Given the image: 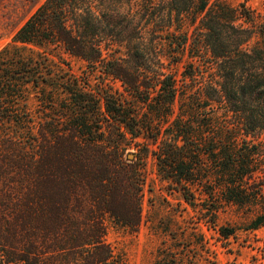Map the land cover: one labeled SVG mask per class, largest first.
Masks as SVG:
<instances>
[{
    "label": "trees",
    "instance_id": "obj_1",
    "mask_svg": "<svg viewBox=\"0 0 264 264\" xmlns=\"http://www.w3.org/2000/svg\"><path fill=\"white\" fill-rule=\"evenodd\" d=\"M211 1L53 0L43 19L67 53L132 90L158 91L166 117L177 109L154 152L159 176L199 200L207 223L230 208L253 213L255 231L264 226V14ZM186 51L178 79L172 67ZM6 80L0 73V264H127L107 237L111 227L138 231L143 173L77 125L42 121L34 133L21 84L30 77ZM159 264L180 260L166 251Z\"/></svg>",
    "mask_w": 264,
    "mask_h": 264
},
{
    "label": "rangeland",
    "instance_id": "obj_2",
    "mask_svg": "<svg viewBox=\"0 0 264 264\" xmlns=\"http://www.w3.org/2000/svg\"><path fill=\"white\" fill-rule=\"evenodd\" d=\"M218 2L231 7L244 4L264 14V0H212L211 7ZM52 3L0 0V73L6 81L19 74L30 77V83L21 84L34 133L42 121L77 125L143 173L140 227L135 233L111 227L107 240L115 251L124 253L127 264H159L166 251L180 264H264V226L248 230L253 213L226 208L215 224L207 223L199 200L191 205L159 176L154 152L178 110L166 117L158 91L132 90L67 53L43 19L51 13ZM187 59V51L182 52L172 67L178 79ZM5 134L0 132V141ZM10 134L16 133L10 130ZM220 227L235 233L224 239Z\"/></svg>",
    "mask_w": 264,
    "mask_h": 264
},
{
    "label": "water",
    "instance_id": "obj_3",
    "mask_svg": "<svg viewBox=\"0 0 264 264\" xmlns=\"http://www.w3.org/2000/svg\"><path fill=\"white\" fill-rule=\"evenodd\" d=\"M130 159H133V155H130Z\"/></svg>",
    "mask_w": 264,
    "mask_h": 264
}]
</instances>
